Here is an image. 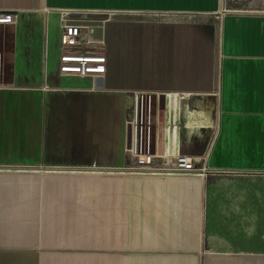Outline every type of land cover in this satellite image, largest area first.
Listing matches in <instances>:
<instances>
[{
  "label": "crops",
  "instance_id": "crops-1",
  "mask_svg": "<svg viewBox=\"0 0 264 264\" xmlns=\"http://www.w3.org/2000/svg\"><path fill=\"white\" fill-rule=\"evenodd\" d=\"M63 9L120 13L77 21L93 23L103 77L61 75L60 53L50 73L47 35L44 57L32 43L28 14L56 12L60 24ZM0 10L17 15L0 23V264H264V0H0ZM133 90L160 92V123L178 128L167 162L180 149L205 172L131 171Z\"/></svg>",
  "mask_w": 264,
  "mask_h": 264
},
{
  "label": "built area",
  "instance_id": "built-area-1",
  "mask_svg": "<svg viewBox=\"0 0 264 264\" xmlns=\"http://www.w3.org/2000/svg\"><path fill=\"white\" fill-rule=\"evenodd\" d=\"M120 13L116 11L97 10L81 11L77 9L60 10L61 47L60 74L91 77H103L107 71V56L101 42L89 39L87 27L77 21L80 16L86 19L97 18L103 23L115 19ZM163 20L173 21L172 15H165ZM0 23L16 24L14 12L0 10ZM43 89H51L47 84ZM156 94L158 103H153L152 95ZM126 124L129 138L126 151L132 156L131 171L136 174H176L192 175L205 172L200 165L203 157L194 158L177 150L173 163L167 162V150L176 147L177 126L161 125L159 119L160 92L133 90L126 94ZM157 109L154 113L153 109ZM162 127V128H161ZM165 134H162V130Z\"/></svg>",
  "mask_w": 264,
  "mask_h": 264
},
{
  "label": "rangeland",
  "instance_id": "rangeland-1",
  "mask_svg": "<svg viewBox=\"0 0 264 264\" xmlns=\"http://www.w3.org/2000/svg\"><path fill=\"white\" fill-rule=\"evenodd\" d=\"M152 17L160 16V14H150ZM183 14H179L182 16ZM187 15V14H186ZM165 16V15H164ZM178 16V15H176ZM27 18H31L29 22L24 25V27L30 33V38L32 39V43H37L41 48V54L44 57L45 50V40L47 35V48H48V69L50 73H55L58 70V56L60 53L61 47V29L59 24V15L56 12L46 14H28ZM162 18V17H161ZM20 24V32L19 37L22 36ZM108 31V28H107ZM105 44L107 46V36L105 37ZM44 61V58H43ZM44 63V62H42ZM158 96L156 94L152 95L153 103L156 105L158 103ZM157 106L153 109V112L156 113ZM139 216L135 215L131 217V222H138ZM45 223H50L49 219H45ZM118 218H116V222Z\"/></svg>",
  "mask_w": 264,
  "mask_h": 264
},
{
  "label": "water",
  "instance_id": "water-1",
  "mask_svg": "<svg viewBox=\"0 0 264 264\" xmlns=\"http://www.w3.org/2000/svg\"><path fill=\"white\" fill-rule=\"evenodd\" d=\"M79 24H82V25H85V26H89V25H92L93 23H79ZM16 169L26 170L27 168L26 167H19V168H16ZM34 169H38V168H34ZM115 171H118V170H115Z\"/></svg>",
  "mask_w": 264,
  "mask_h": 264
}]
</instances>
